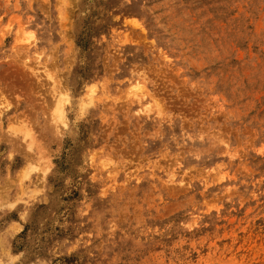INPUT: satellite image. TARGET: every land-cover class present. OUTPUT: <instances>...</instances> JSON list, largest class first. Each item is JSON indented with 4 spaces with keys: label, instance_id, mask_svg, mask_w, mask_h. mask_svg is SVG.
<instances>
[{
    "label": "rangeland",
    "instance_id": "rangeland-1",
    "mask_svg": "<svg viewBox=\"0 0 264 264\" xmlns=\"http://www.w3.org/2000/svg\"><path fill=\"white\" fill-rule=\"evenodd\" d=\"M0 264H264V0H0Z\"/></svg>",
    "mask_w": 264,
    "mask_h": 264
}]
</instances>
